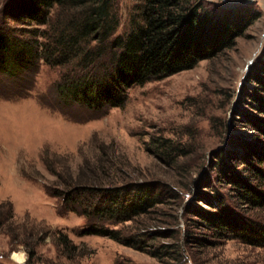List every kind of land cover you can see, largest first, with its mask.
Returning a JSON list of instances; mask_svg holds the SVG:
<instances>
[{
	"label": "rangeland",
	"instance_id": "374dc122",
	"mask_svg": "<svg viewBox=\"0 0 264 264\" xmlns=\"http://www.w3.org/2000/svg\"><path fill=\"white\" fill-rule=\"evenodd\" d=\"M208 1L249 5L260 18L216 58L120 91L118 107H97L64 88L86 73L112 83L125 43L144 27V0H113L114 34L104 43L80 42L92 64L73 51L67 57L54 50L51 61L41 56L46 35L58 46L63 10L51 8L42 25L23 10L35 0H0V45L7 47L0 54V264H264V246L209 224L218 210L211 202L221 201L264 230V208L243 205L216 180L219 158L230 164L232 141L252 139L235 116L245 76L264 50V0ZM93 178L115 187L142 184L158 195L162 203L147 214L110 227L138 246L145 242L144 251L82 235L91 220L48 193ZM158 232L167 237L149 240ZM62 235L75 249L61 244Z\"/></svg>",
	"mask_w": 264,
	"mask_h": 264
},
{
	"label": "trees",
	"instance_id": "16d2710c",
	"mask_svg": "<svg viewBox=\"0 0 264 264\" xmlns=\"http://www.w3.org/2000/svg\"><path fill=\"white\" fill-rule=\"evenodd\" d=\"M35 1L37 3L31 8L23 10L31 20L42 25L48 23L46 19L51 8L64 11L60 14L61 20L58 18V24L57 21L55 23L64 29L58 46L54 49L51 47L52 38L44 37L47 40L44 48L48 54L45 52L41 56L44 55L47 61L54 57V50L68 53L67 57L73 51L83 55V62L92 64L95 57L90 51L85 54L80 42L86 45L91 41L104 43L116 30L117 20L112 15L113 0ZM259 18L260 13L249 5L224 7L208 0H144V27L125 43L112 83L86 73L72 84L67 83L64 91L88 106L118 107L120 91L124 93L134 85L143 86L149 81L191 70L201 61L216 58L235 47L237 39L243 37ZM3 41L0 36V44L5 43ZM6 48L0 45V54ZM19 58L23 55L20 54ZM240 100L242 108L235 121L253 131L252 139L232 141V149L226 152L230 164L219 158L216 180L221 185L230 186L243 205L264 208V50L245 76ZM63 185L48 189V193L62 200L68 211L91 220L82 235L107 237L144 251L145 242H140L142 246H138L139 242L128 236L121 237L119 230L110 227L132 221L162 203L150 188L142 184L115 187L98 178ZM131 191H136L137 196L128 197ZM211 204L218 210L210 215V225L250 245L264 246V230L239 218L221 201ZM206 218L204 216V220ZM165 234L152 233L149 240L167 237ZM60 241L65 247L70 245L69 249H75L67 236L62 235ZM157 253L152 252V255L160 257Z\"/></svg>",
	"mask_w": 264,
	"mask_h": 264
},
{
	"label": "built area",
	"instance_id": "2783aa9c",
	"mask_svg": "<svg viewBox=\"0 0 264 264\" xmlns=\"http://www.w3.org/2000/svg\"><path fill=\"white\" fill-rule=\"evenodd\" d=\"M258 0H245V4H253L256 3Z\"/></svg>",
	"mask_w": 264,
	"mask_h": 264
},
{
	"label": "bare ground",
	"instance_id": "6f19581e",
	"mask_svg": "<svg viewBox=\"0 0 264 264\" xmlns=\"http://www.w3.org/2000/svg\"><path fill=\"white\" fill-rule=\"evenodd\" d=\"M15 259L20 261V262L24 260L22 255H16Z\"/></svg>",
	"mask_w": 264,
	"mask_h": 264
},
{
	"label": "water",
	"instance_id": "95a60500",
	"mask_svg": "<svg viewBox=\"0 0 264 264\" xmlns=\"http://www.w3.org/2000/svg\"><path fill=\"white\" fill-rule=\"evenodd\" d=\"M253 64V62L251 63V65Z\"/></svg>",
	"mask_w": 264,
	"mask_h": 264
}]
</instances>
